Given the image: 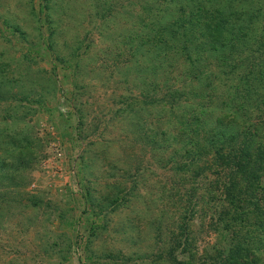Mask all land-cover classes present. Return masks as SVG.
I'll return each instance as SVG.
<instances>
[{"label":"rangeland","instance_id":"rangeland-1","mask_svg":"<svg viewBox=\"0 0 264 264\" xmlns=\"http://www.w3.org/2000/svg\"><path fill=\"white\" fill-rule=\"evenodd\" d=\"M97 12L0 0V89L29 100L0 105V264H162V201L184 176L161 161L157 101L138 96L159 88L132 27ZM198 228L203 249L215 236Z\"/></svg>","mask_w":264,"mask_h":264},{"label":"trees","instance_id":"trees-1","mask_svg":"<svg viewBox=\"0 0 264 264\" xmlns=\"http://www.w3.org/2000/svg\"><path fill=\"white\" fill-rule=\"evenodd\" d=\"M89 1L137 29L131 53L141 49L159 88L138 96L157 101L161 161L184 176L162 201L174 215L160 219L170 245L159 262L264 264V0ZM9 100L22 98L0 89ZM197 225L215 236L203 249Z\"/></svg>","mask_w":264,"mask_h":264}]
</instances>
